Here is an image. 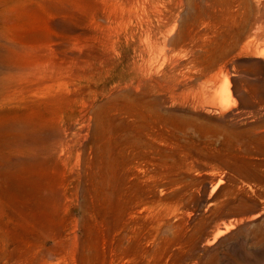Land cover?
Segmentation results:
<instances>
[{
  "label": "rangeland",
  "instance_id": "rangeland-1",
  "mask_svg": "<svg viewBox=\"0 0 264 264\" xmlns=\"http://www.w3.org/2000/svg\"><path fill=\"white\" fill-rule=\"evenodd\" d=\"M251 1L0 0V263L35 260L48 225L58 264H264V0ZM203 69L231 85L213 112ZM142 74L156 97L176 89L165 120L137 114ZM185 111L204 118L169 114Z\"/></svg>",
  "mask_w": 264,
  "mask_h": 264
},
{
  "label": "bare ground",
  "instance_id": "bare-ground-1",
  "mask_svg": "<svg viewBox=\"0 0 264 264\" xmlns=\"http://www.w3.org/2000/svg\"><path fill=\"white\" fill-rule=\"evenodd\" d=\"M208 5L212 8H222L225 7V9L231 8L233 5H245L248 6L249 10L251 12H254L255 6L253 5L251 0H208ZM258 8V7H257ZM218 10V9H217ZM256 14V13H255ZM246 16V14H245ZM260 21L259 19L254 20V27L255 29H259ZM262 24V23H261ZM254 29V30H255ZM239 37H236V42H239ZM166 42L165 40H162L158 44H155V47H157L160 50H164L166 48ZM165 51V50H164ZM216 61V59H212L210 61V65H213V63ZM138 68L140 70H150V67L147 68L145 65L143 66L142 63L138 65ZM226 70V69H225ZM209 70L203 69V72L205 75H207ZM228 73V72H227ZM154 79L149 78L146 75H141L136 80L135 85H132L131 88L128 89L127 93L130 94L131 92H135L134 99L138 101V110L137 114H151L156 113L161 120H165L166 117L164 116V113L162 112L161 107L164 103L167 101H173L174 97L178 95L176 92V89L172 88L167 94V90L161 91L159 93L160 97L154 96V87L155 85L160 84L159 82H153ZM207 80V98H209L208 102V111L213 112L216 111V109H219V106L226 104L231 101V93H230V86H229V77L228 76H217L212 78L211 75L206 76ZM132 83H134L132 81ZM230 89V90H229ZM131 99H133L131 97ZM170 115L177 116L179 118H182L188 125H196L199 121H201L203 116L196 113H189L188 111H185L183 113H177V112H169ZM83 120H89L90 115L87 114L86 111H84L81 115ZM178 124V123H177ZM185 125L183 123H179L177 127H184ZM84 136L88 135L87 130V124L84 125V129L82 128L81 131H83ZM77 223V221H76ZM42 236L43 243L40 245V252L39 256L31 261L27 262L26 258H13L10 253L13 252V250H10L8 255L4 258V261L0 264H58L59 261H54L53 256L54 255V247L46 245L44 242H47L48 238H50V231L52 230L51 226L45 225ZM76 227L74 226V230ZM76 232V231H75ZM54 238V237H53ZM52 238V240H53ZM57 253V251H56ZM63 262L62 264H67L64 258L61 260Z\"/></svg>",
  "mask_w": 264,
  "mask_h": 264
}]
</instances>
